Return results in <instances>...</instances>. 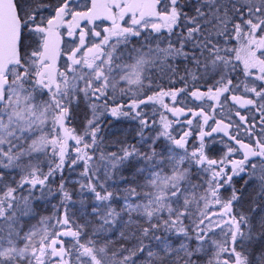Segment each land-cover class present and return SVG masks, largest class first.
I'll list each match as a JSON object with an SVG mask.
<instances>
[{
    "label": "snow or ice",
    "instance_id": "1",
    "mask_svg": "<svg viewBox=\"0 0 264 264\" xmlns=\"http://www.w3.org/2000/svg\"><path fill=\"white\" fill-rule=\"evenodd\" d=\"M0 264H264V0H0Z\"/></svg>",
    "mask_w": 264,
    "mask_h": 264
}]
</instances>
